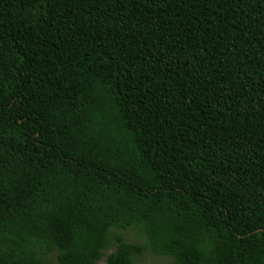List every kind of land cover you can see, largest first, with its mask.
Wrapping results in <instances>:
<instances>
[{"label": "trees", "instance_id": "obj_1", "mask_svg": "<svg viewBox=\"0 0 264 264\" xmlns=\"http://www.w3.org/2000/svg\"><path fill=\"white\" fill-rule=\"evenodd\" d=\"M112 244L264 264V0H0V264Z\"/></svg>", "mask_w": 264, "mask_h": 264}, {"label": "rangeland", "instance_id": "obj_2", "mask_svg": "<svg viewBox=\"0 0 264 264\" xmlns=\"http://www.w3.org/2000/svg\"><path fill=\"white\" fill-rule=\"evenodd\" d=\"M111 234L122 236L125 242L132 245L143 246L145 243V238L134 228H128L126 230L112 229ZM116 245L112 244L106 248L103 252L101 259H99L95 264H106L105 256L109 253L114 252ZM45 264H58L54 253L48 254L44 257ZM170 257L156 256L151 254L147 249L139 255H134L132 258V264H170Z\"/></svg>", "mask_w": 264, "mask_h": 264}]
</instances>
